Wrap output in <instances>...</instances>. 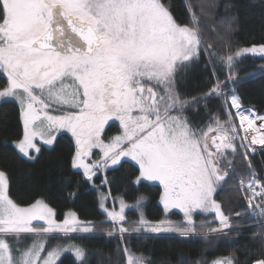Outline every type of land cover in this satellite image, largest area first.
<instances>
[{
    "label": "snow or ice",
    "instance_id": "snow-or-ice-1",
    "mask_svg": "<svg viewBox=\"0 0 264 264\" xmlns=\"http://www.w3.org/2000/svg\"><path fill=\"white\" fill-rule=\"evenodd\" d=\"M199 32L194 14L191 27L180 25L165 0H0V71L8 80L0 97H14L21 105L23 135L16 147L32 158L29 149L40 151L34 142L37 137L51 145L53 132L66 128L77 145L72 166L82 168L89 180L95 175L93 169L130 157L139 165L138 181H159L164 186V207L182 209L187 219L186 226H164L165 221L153 225L141 218L140 227L152 232L194 233L197 226L191 214L199 209L214 210L222 228H230L229 217L212 199L214 185L224 180L227 172L221 175L212 157L220 156L222 149L235 153L239 130L258 132L264 128V116L241 110L236 95L231 96L230 106L237 109L239 125L231 112L226 121L216 119L206 129L194 128L183 115L189 102L177 92L175 77L178 65L198 55ZM248 52L264 54V44L243 48L221 60L231 66L234 56ZM213 94L221 95L219 83L205 95ZM53 105L70 110L53 116L47 111ZM113 117L120 121L123 133L105 144L101 132ZM255 119L261 121L259 128L253 127ZM217 139L220 144H215ZM240 139L243 148L247 135ZM256 143L264 144V134L252 137L251 144ZM93 148H100L103 157L90 164L86 158ZM244 157L247 159V152ZM244 183L242 180V187ZM246 191L250 205L255 197L262 198L256 207L264 215V183L255 174ZM124 208L121 202L120 212H108L114 223L124 221ZM53 215L40 200L26 208L17 205L9 197L6 173L0 171V264H56L64 251H73L83 261L85 253L76 245H57L42 258L45 242H33L24 249H14L8 242L7 237H12L18 243L21 233L40 236L92 231L87 224L81 226L74 213L62 223ZM33 221H44L47 226L35 227ZM119 231L128 229L121 226ZM208 231L221 229L209 227ZM128 264L146 261L129 255ZM213 264L233 261L224 258ZM254 264H264V259Z\"/></svg>",
    "mask_w": 264,
    "mask_h": 264
},
{
    "label": "trees",
    "instance_id": "trees-1",
    "mask_svg": "<svg viewBox=\"0 0 264 264\" xmlns=\"http://www.w3.org/2000/svg\"><path fill=\"white\" fill-rule=\"evenodd\" d=\"M165 3L180 25L192 26L191 13L198 19L201 38L198 55L178 65L175 77L177 92L182 100L189 102L183 115L191 125L206 129L216 119L225 121L228 117L221 96L229 88L238 95L243 107L264 113V54L241 53L234 56L231 66L221 60L243 48L264 44V0H165ZM217 83L221 95L206 96ZM4 85L0 77V88ZM69 110L60 112L66 114ZM137 114L133 112L134 116ZM120 133V124L113 121L107 125L102 139L105 141ZM22 135L20 104L4 100L0 103V171L6 173L9 196L17 205L27 206L42 200L53 209L55 219L63 220L71 211L82 225L92 228L91 232H100L112 229L106 222L109 217L101 207L100 198L109 193L126 203L143 201L142 214L151 223H166L168 219L183 221L182 211H168L164 207L160 182L143 178L138 181L140 170L136 161L124 157L116 166L93 169L95 175L89 180L82 168L72 166L77 149L72 135L60 133L52 146H41L30 159L14 144ZM244 154L245 151L238 150L232 155L231 165L225 163L230 168L214 195L231 225L220 237L153 234L131 236L127 241L118 235L106 234L74 237L70 240L83 248V261L65 254L59 264H126L125 249L134 256L145 257L147 264H210L216 258L228 257L235 264H254L264 259V217H252L254 214L249 212L246 195L240 191L238 182V175L251 171L264 176V151L256 156L247 153V159ZM99 155L98 151H92L86 162L93 163ZM137 216V211H131L124 220H138ZM197 219L204 217L197 214L194 220ZM210 219L213 225L218 223L215 213ZM125 221L121 225L128 227Z\"/></svg>",
    "mask_w": 264,
    "mask_h": 264
},
{
    "label": "rangeland",
    "instance_id": "rangeland-1",
    "mask_svg": "<svg viewBox=\"0 0 264 264\" xmlns=\"http://www.w3.org/2000/svg\"><path fill=\"white\" fill-rule=\"evenodd\" d=\"M193 16V13H191V17ZM0 77H2L5 81V87L7 86L8 84V80H7V75L6 73H4L3 71H0ZM5 87H2L0 88V90H3ZM227 94H223L221 97H222V100H223V104L226 108V112H227V117H228V113L231 111V113L233 114V120L235 122V124L239 125L240 121H239V118L235 116V113L237 112V109L236 108H232L230 105H231V96L232 95H236L235 94V91L231 88H229L227 91H226ZM4 100H15L17 101L14 97H0V103L3 102ZM227 100V103H225V101ZM19 103V101H17ZM20 104V103H19ZM21 106V105H20ZM54 109L56 110H59L58 112L55 111ZM64 109H67L66 107ZM64 109H59V106L57 105H53L51 108H49L47 111H48V114L50 115H53V116H60V115H64L65 113L64 112H60L61 110H64ZM230 109V111H229ZM244 109H250V108H245L242 106V109L241 110H244ZM253 113V115L255 116H264L262 114H258V113H255L252 109H250ZM133 112H136L135 110ZM133 114V113H132ZM246 115L248 114L247 112L245 113ZM229 118V117H228ZM227 118V119H228ZM226 119V120H227ZM225 120V121H226ZM23 121V120H22ZM113 121H116L120 124L121 126V133L118 134V135H122L123 133V127L120 123V121L118 119H116L115 117H113L112 119H110L105 125H104V128L101 132V139H102V134L104 132V130L106 129L107 125ZM223 121V120H221ZM261 124V121L259 120L258 122V119H255V122L253 124V127L254 128H259ZM245 127H246V124H245ZM69 133L70 135L71 132L68 131L66 128H62V129H59L58 131H54L53 132V135L55 136V138L60 134V133ZM250 133V129L247 130V132H245L244 129H240L239 130V136H237L236 140L234 141V143L236 144L237 146V149H236V152L235 153H232L231 149H222L221 150V155L220 156H216L214 155L212 157V160L213 162L216 164L217 168L220 170V174L223 175V173L225 171H227V169L230 168V166L228 167H225V163L227 165L228 164V161H233L232 160V155H236V153H238V150H241V151H245L247 153H249L250 155H258L260 152H257V153H254L253 149L251 147H249V143H251L250 141H246V142H243L244 143V147L241 148L240 147V144L242 143L240 137H243L245 135H249ZM216 133H210V135H215ZM254 136L258 137L260 136L261 134H264V128H260V130L258 132H254ZM118 135H115V136H112L110 139L108 140H103V142L105 144H108L112 138L118 136ZM55 140V139H54ZM17 142V141H16ZM16 142L14 143L15 146H16ZM37 145V147H40L41 146H46V147H50L53 145V143L51 145L49 144H45L44 141L42 139H40L39 137H37L34 141ZM54 142V141H53ZM221 141L219 139H217L215 141V144H220ZM209 144L211 145V141H209ZM262 147H264V144L262 145ZM98 151L100 153V155L98 156V160L96 161H100L102 160V157H103V152L100 148H93L91 150L92 151ZM211 152L215 153L216 152V149L214 147H210L209 149ZM264 150V149H263ZM262 150V151H263ZM29 153H30V156L33 157L34 155H36L38 152L35 151V149H29ZM94 153V152H93ZM23 155V153H21ZM24 156V155H23ZM26 157V156H25ZM26 158H29V157H26ZM124 157L121 158V160L123 159ZM128 159H131L130 157H126ZM30 159V158H29ZM120 160V161H121ZM94 161V162H96ZM223 161V162H221ZM93 162V163H94ZM91 164V163H90ZM119 164V163H118ZM117 165V164H116ZM116 165H112L111 164V161L108 162V165L106 167H100V169L102 170L103 168L106 169L110 166H116ZM232 171H233V168H232ZM231 171V172H232ZM229 172V171H228ZM253 174H255V178L257 180H260L258 177H261L259 175H257V173L255 171H251L249 174L247 175H238V182H239V188H240V191L245 194L246 196L250 195V193H248L246 191L247 189V182L252 179V176ZM263 177V176H262ZM245 182L243 187L241 186V181ZM143 180L145 181H148V182H153V183H156V182H159V181H156V180H147V179H144ZM156 181V182H155ZM159 184V183H157ZM161 186H163L161 183H160ZM219 185H221V181H219L216 185H214L215 187V191L212 195V199H214L217 203H219L217 200H216V196H214L218 189H219ZM9 194V193H8ZM163 194H164V186H163ZM10 197V196H9ZM100 198H102V203H103V210L104 212L106 213V215L108 216V212H112V211H115V212H120V208H121V202H123V204L125 205V208H124V211L122 213V215L124 216V218L126 219L129 215V212L131 211H137V214H138V220H134V221H125V223H129V226L126 227V226H123L125 228L128 229L127 232H124V233H121L119 231V228L122 226L121 223H123L124 221H120V222H113L111 220V218L109 217L108 221L106 222H109L111 225H112V229H102L100 230V232H82V231H77V232H70L68 233L67 235H65L64 233H51V234H45V235H40V236H37V235H33L31 233H28V234H24V233H21L20 234V237H19V242L17 243V241L12 238V237H7L8 239V242L10 243V245L15 249V248H21V249H24V248H27L29 247L30 245H32L33 242H45V249L44 251L41 252V257H46L47 255V252L49 250H51L52 248L56 247L57 245H62V246H68V245H76L78 246L79 248L83 249L80 245L76 244L75 242H73L72 240H70L71 238H78V237H82V236H88V235H98V234H106V235H109V233L111 232L112 234L111 235H114V236H120L122 238H124V241H127L131 238V236H143V235H174V236H198V235H205L206 236H219L222 234V233H225L227 232L228 230H225L226 228H222L221 224H220V221L219 219H217V222L218 223H215L213 225V220L210 219L212 214L215 213L214 210H209V211H201L199 209H195L193 210L192 212V220L195 222L196 226H197V231L194 232V233H188L187 235H181V233L179 231H161V232H152L151 230L147 229L146 227H140L139 226V222L141 220V218H143L144 221H146L147 223L149 224H157V223H151L149 222L145 217L144 215L142 214V205H143V201L139 203V205L137 206V202H135L134 204H131V203H126L125 201H123L122 199L120 198H114L112 197L111 195H109V193L107 194H102L100 196ZM246 203L248 202V205H249V212L251 214H254L252 215V217H256V215H258L259 217L263 216L264 215H260V212H261V208H258L256 207V205L258 204H262V198L260 196H257L255 197L254 200H252V203L251 205L249 204V201L248 199H246ZM42 201V200H40ZM141 201V200H139ZM44 204H46L44 201H42ZM35 203V202H34ZM32 203V204H34ZM32 204L30 205H27V206H21L19 205L20 207H30ZM47 205V204H46ZM48 206V205H47ZM49 207V206H48ZM51 208V207H49ZM258 208V209H257ZM52 209V208H51ZM105 209H107V211H105ZM173 209H179L180 211H182L184 213V211L180 208H172V207H169L167 208L168 211H171ZM222 209V207H221ZM257 209V210H256ZM53 210V209H52ZM256 210V211H255ZM71 214V211H69ZM54 213V212H53ZM69 214H66L65 219L69 216ZM199 215V217H204V219H200V220H194V217L195 215ZM55 216L53 215V219L57 222V223H62L65 219L63 220H58L57 218L55 219L54 218ZM33 226L35 227H46L47 225L45 224L44 221H33L32 222ZM44 224V225H42ZM203 224L205 225L206 227L201 229L199 226ZM219 224V225H218ZM167 225H173V226H186L187 225V219H186V216H185V213H184V218H183V221L182 222H172V220H167V222L165 223L164 226H167ZM81 226H84L81 224ZM139 227V231H136L135 229ZM211 227V228H217V229H221V231H217V232H211V231H208V228ZM99 231V230H98ZM26 235V236H24ZM218 241V240H217ZM214 244L213 242L211 243V245ZM124 253L126 255V258H127V261H126V264H128V256L131 255L133 257H143L141 255H133L128 249H127V253L125 252L124 250ZM65 254H72L74 255V257L77 259V257L75 256L74 252L73 251H64L60 254L59 258L56 260V264H59L61 258L65 255ZM145 259V257H143ZM228 258H231L232 261H233V264H235V261L232 257H228ZM224 258H216L214 259L213 261H216V260H222ZM78 260V259H77ZM81 261V260H79ZM146 261V264H147V260L145 259ZM213 261L210 263V264H213Z\"/></svg>",
    "mask_w": 264,
    "mask_h": 264
},
{
    "label": "built area",
    "instance_id": "built-area-1",
    "mask_svg": "<svg viewBox=\"0 0 264 264\" xmlns=\"http://www.w3.org/2000/svg\"><path fill=\"white\" fill-rule=\"evenodd\" d=\"M254 135H255L254 132L250 129V133H249V135L247 136V138L252 139V137H253ZM256 187H257V190H258L259 186L257 185Z\"/></svg>",
    "mask_w": 264,
    "mask_h": 264
},
{
    "label": "bare ground",
    "instance_id": "bare-ground-1",
    "mask_svg": "<svg viewBox=\"0 0 264 264\" xmlns=\"http://www.w3.org/2000/svg\"><path fill=\"white\" fill-rule=\"evenodd\" d=\"M242 106V105H241ZM242 109V108H241ZM251 109V108H250ZM254 111V110H253ZM255 112V111H254ZM256 113V112H255ZM220 143V142H219ZM260 178V177H259ZM243 180V179H242ZM257 191H259V188H258V190ZM258 205V204H257Z\"/></svg>",
    "mask_w": 264,
    "mask_h": 264
},
{
    "label": "crops",
    "instance_id": "crops-1",
    "mask_svg": "<svg viewBox=\"0 0 264 264\" xmlns=\"http://www.w3.org/2000/svg\"><path fill=\"white\" fill-rule=\"evenodd\" d=\"M18 149V148H17ZM19 150V149H18Z\"/></svg>",
    "mask_w": 264,
    "mask_h": 264
}]
</instances>
